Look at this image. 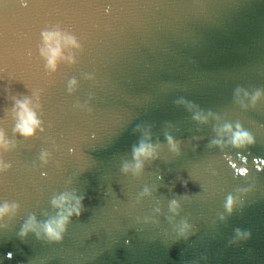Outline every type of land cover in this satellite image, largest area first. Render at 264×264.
I'll list each match as a JSON object with an SVG mask.
<instances>
[{"label": "water", "instance_id": "95a60500", "mask_svg": "<svg viewBox=\"0 0 264 264\" xmlns=\"http://www.w3.org/2000/svg\"><path fill=\"white\" fill-rule=\"evenodd\" d=\"M45 31L76 39L73 62L48 68ZM24 98L31 137L14 131ZM237 123L253 146L217 134ZM0 131V206L19 205L0 221V264H264V0H0ZM145 133L155 157L125 172ZM65 193L83 208L50 243ZM30 216L41 238L21 240Z\"/></svg>", "mask_w": 264, "mask_h": 264}, {"label": "clouds", "instance_id": "9594fccd", "mask_svg": "<svg viewBox=\"0 0 264 264\" xmlns=\"http://www.w3.org/2000/svg\"><path fill=\"white\" fill-rule=\"evenodd\" d=\"M43 46L40 49L41 55L46 59L48 68L55 70L57 62L60 59H69L71 57H64L63 50L66 47H79L76 39L70 35L63 34L59 31H45L42 34ZM76 83L75 80L70 82L71 87ZM247 96V93H244ZM237 95H239V90ZM260 92L257 91L254 96L251 97L252 103L255 104L260 97ZM13 114L16 120L14 131L21 136L31 137L35 134L36 130L40 128V120L37 117L36 112L32 107V102L28 98L16 99L13 106ZM211 115V113H209ZM195 120L202 123L207 122V117L197 113L193 117ZM217 134L223 136L224 134L229 135L228 143L232 147L237 149H246L255 144L254 136L247 130H245L239 123L235 125V128L231 124H226L224 127L217 131ZM145 140L139 143L138 147L133 148V160L134 165L125 164L123 170L128 172L132 170L135 173L140 172L143 169L144 161L155 157L156 145L148 142L150 136L145 133ZM166 139L169 147L173 152L178 151L177 143L171 135H166ZM215 145L223 147V140H214L212 142ZM10 146V141L6 138L3 131H0V148L7 149ZM46 154L42 155V159ZM3 161H0V170L7 168ZM52 205L60 209L57 217L44 222L42 226L43 237L50 243L60 242L63 239V234L66 230V225L69 221V217L81 214L83 203L82 199L72 194L65 193L52 200ZM234 205V200L231 196L228 197L226 202V209L231 213ZM178 204L175 200L171 202V209L175 211ZM19 205L4 203L0 206V221L6 216H14L18 210ZM6 229L7 225H3ZM41 226L38 224L35 216H30L26 222L23 223L20 230L16 233L17 237L21 240H26L30 234H34L37 239L41 238V232L38 229ZM187 227V226H185ZM250 233L247 231L236 230V238L241 241H246L250 238Z\"/></svg>", "mask_w": 264, "mask_h": 264}]
</instances>
